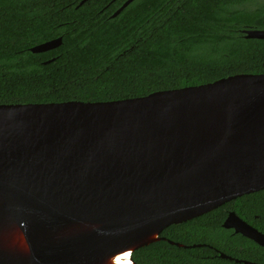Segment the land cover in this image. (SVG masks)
<instances>
[{
    "label": "water",
    "instance_id": "water-1",
    "mask_svg": "<svg viewBox=\"0 0 264 264\" xmlns=\"http://www.w3.org/2000/svg\"><path fill=\"white\" fill-rule=\"evenodd\" d=\"M243 32L264 40V30ZM262 190L264 74L108 102L0 104V264H117L125 254L136 264L132 253L158 241L188 247L160 237L168 227ZM224 227L264 248L236 213Z\"/></svg>",
    "mask_w": 264,
    "mask_h": 264
},
{
    "label": "trees",
    "instance_id": "trees-1",
    "mask_svg": "<svg viewBox=\"0 0 264 264\" xmlns=\"http://www.w3.org/2000/svg\"><path fill=\"white\" fill-rule=\"evenodd\" d=\"M0 0V104L108 102L264 74V0ZM62 38L51 51L31 48ZM50 61L49 63H47ZM235 211L264 234V190L167 229L136 264H264V248L222 224Z\"/></svg>",
    "mask_w": 264,
    "mask_h": 264
},
{
    "label": "flooded vegetation",
    "instance_id": "flooded-vegetation-1",
    "mask_svg": "<svg viewBox=\"0 0 264 264\" xmlns=\"http://www.w3.org/2000/svg\"><path fill=\"white\" fill-rule=\"evenodd\" d=\"M244 196H246V195H244ZM241 197H243V196H241ZM241 197H238V198H241ZM238 198H237V199H238ZM237 199H234V200H232V201H230V202H233V201H235V200H237ZM230 202H227V203L221 205L220 207H218V208H216V209H214V210H211V211H209L208 213H205V214H203V215H200V216H198V217H196V218H194V219H192V220L198 219V218L201 217V216H204V215H206V214L212 213L213 211H215V210H217V209H219V208L225 206L226 204H228V203H230ZM231 213H236V212H235V211H228V215H227L226 219L229 217V215H230ZM236 214H237V213H236ZM237 216L240 217L238 214H237ZM240 218H241V217H240ZM226 219L224 220V222L226 221ZM241 219H242L243 221H245L243 218H241ZM192 220H189V221H187V222H190V221H192ZM187 222H183V223H187ZM224 222H223V224H222L223 228L226 229V230L231 231V234H232V235H240V236H243V237L249 239L248 237L242 235L241 233H236V230H235L234 228H231V229H227V228H225V227H224ZM245 222L248 223L247 221H245ZM183 223H181V224H183ZM248 224H249V223H248ZM177 225H180V224H177ZM172 226H174V225H172ZM172 226H170V227H172ZM251 226H252V225H251ZM170 227H168L167 229H169ZM167 229H165V230L160 234V237H164V236H163V233H164ZM164 238H166V237H164ZM166 239H167V238H166ZM167 240H168V239H167ZM249 240H251V239H249ZM252 241H253V240H252ZM158 242H159V241H158ZM255 243H256V242H255ZM194 245H200V247H199V246H196L197 248H201V247L209 248V249L211 250V252H213L212 254H209V255H208L211 259H214V258H221V259H223V260H232V261H235V262H236V260L238 259V258H233L232 256H230L232 259L222 258L220 254H222L223 252L220 251V250H218L217 248L213 247L212 244H193L192 246H189V247L195 248V247H193ZM259 246H260V245H259ZM224 254H225V253H224ZM228 256H229V255H228ZM238 260H244V259H238ZM244 261H247V260H244ZM248 262H250V261H248ZM237 263H238V262H237ZM252 263H254V262H252ZM243 264H244V263H243ZM256 264H258V263H256Z\"/></svg>",
    "mask_w": 264,
    "mask_h": 264
},
{
    "label": "bare ground",
    "instance_id": "bare-ground-1",
    "mask_svg": "<svg viewBox=\"0 0 264 264\" xmlns=\"http://www.w3.org/2000/svg\"><path fill=\"white\" fill-rule=\"evenodd\" d=\"M126 256H128V254L119 256L116 260L117 264H131Z\"/></svg>",
    "mask_w": 264,
    "mask_h": 264
}]
</instances>
